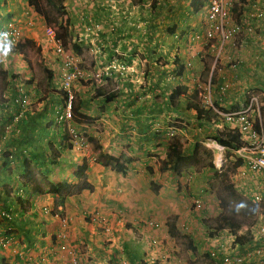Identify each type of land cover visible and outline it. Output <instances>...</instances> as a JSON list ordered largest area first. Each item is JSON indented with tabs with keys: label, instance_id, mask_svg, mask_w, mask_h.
Wrapping results in <instances>:
<instances>
[{
	"label": "crops",
	"instance_id": "obj_1",
	"mask_svg": "<svg viewBox=\"0 0 264 264\" xmlns=\"http://www.w3.org/2000/svg\"><path fill=\"white\" fill-rule=\"evenodd\" d=\"M11 1L8 0L10 4ZM250 1L264 4V0ZM17 2L26 4L25 9L7 4L2 12L11 14V20L25 38L32 43L37 41L41 56L47 59L41 62L47 71H17L27 65L19 53L12 58V71L2 74L6 84L2 89L10 92L8 96L21 87L28 93V102L20 116L10 101L3 104L4 114H0V205L11 208L15 215L10 221H0V229L8 226L13 230L11 241L0 250V264H18V257L25 259L23 252L28 250L25 247L33 244H44L37 252L31 251L36 264H58L47 259L54 255L44 249L47 241L53 242L64 227L56 215L41 210L43 207L60 209L54 201L56 194L47 192L50 184L80 183L73 194L62 200V209L67 210L74 222L69 228L71 236L87 234L92 238L95 235L86 213L95 217L103 215L109 221L121 213L128 220L130 233L135 225L141 228L136 222L144 212L162 207L163 203L174 204V200L166 199L172 192L167 190L171 184L169 179L177 174L164 166L170 143L178 140L183 155L192 153L197 142L203 139L214 148L222 149L208 137L217 129L219 120L213 109L227 112L249 108L256 124L264 125L261 26L255 35L240 36L243 40L239 47H233L230 40L221 42L217 38L200 44L187 39V35L202 30L205 0L195 11L191 0H150L139 6L131 3L115 7L103 0H62L61 17L67 19L64 36L68 51L78 59L86 74L85 79L74 85L73 102V122L91 139L94 160L84 158L63 146L60 133L51 124L52 113L61 103L57 90L58 63L38 32L42 25L34 9L26 0ZM241 2L234 3L236 20L246 17L248 11L240 7ZM111 10L113 14L109 15ZM108 16L114 20L108 22ZM72 43L79 46V51L70 47ZM10 51L15 52L11 47ZM178 66L179 74L175 69ZM40 74L46 75L43 90L36 86ZM201 85H206L213 108L208 110V118L203 115L208 108L199 101ZM177 86L179 94L175 103L170 102L168 94ZM175 122H186L188 126L185 131L170 136L168 127ZM234 155L229 160V183L239 194L246 187L257 191L258 184L254 183L264 178L259 173H249L243 159ZM82 163L84 177L78 180L73 173ZM209 166L213 170V165ZM226 171L227 166L219 173ZM152 182L157 185L162 201L152 199ZM31 187L40 191L30 192ZM14 196L24 200L22 211ZM116 209L121 211L116 214ZM139 210H143L138 212L140 215L136 213ZM18 238L22 240L21 246ZM140 243L135 248L141 249ZM146 250L149 251L148 247ZM145 258L146 252L141 260L149 264Z\"/></svg>",
	"mask_w": 264,
	"mask_h": 264
},
{
	"label": "rangeland",
	"instance_id": "obj_2",
	"mask_svg": "<svg viewBox=\"0 0 264 264\" xmlns=\"http://www.w3.org/2000/svg\"><path fill=\"white\" fill-rule=\"evenodd\" d=\"M149 1L150 0H103L105 4L108 3L114 7L117 5H130L131 3L139 6L140 4L148 3ZM11 3L12 4H10L8 0H0L1 8L4 7V4H10L11 6L15 4L17 5L16 8L23 6L22 9H25L26 7V4L24 3L19 5L17 0H13ZM39 5L42 10L41 13H44L49 18L53 19L57 15L58 22L60 26H62L61 21L63 20L64 22V18L61 17L64 14L63 9L57 10L43 0L39 2ZM111 12H113V10L109 11V15L113 14ZM5 13H8L6 17L11 18L9 12ZM35 13V16L40 18L42 30L38 29V32H41L42 35L45 25H54L57 27V32H62L57 23L47 24L43 14L39 15L37 12ZM0 15H3L1 10ZM106 19L108 22H112L114 20L109 18V16ZM34 23L36 25V20ZM22 30L24 31V28ZM1 40L2 39H0V43L3 42H1ZM25 42L27 44H24ZM36 42L37 41L35 40V43ZM35 43H32L29 38H25L22 34L20 45L16 47L20 49L23 48L25 51V61L27 64L29 63L27 70L30 69L32 71L39 72L47 71L44 64H41L42 61H46L47 59L45 58V55L41 56V52L39 50L40 48L38 44L36 43L35 45ZM62 44L63 48L68 50L66 41ZM0 52H2L5 56L4 60H0V102L3 101L7 104L9 102L8 95L10 92L2 89V87L6 85L5 77L2 75V71H12L10 70V67L14 62L12 59L9 64L8 57H16L18 55L17 53L11 54L9 52L5 54L4 49H0ZM50 58H52V56H50ZM209 58L210 57H208L207 61ZM16 70L20 71L18 68ZM45 76L44 74H40L38 76V80L36 81V86H38L41 90H43L42 84L44 83ZM0 114L4 113L0 111ZM173 125L178 127V124ZM196 145L194 154L190 156L187 161L181 162L174 172L171 171V173L176 172L177 174H175L176 176H173V179L172 177L169 179L171 181V186L168 185L169 187L167 186V190L172 189V192L166 195V199L167 201L174 200V204L163 203L162 207L166 205L163 208L158 207L153 209L151 212L148 210L147 212H144L142 216L139 217L140 220L136 222V224L141 225V223L146 220H152L155 224L154 226H141V228L138 229L137 225H135V228L133 227L129 233V224H126L128 222L126 218H124L121 222H116L114 220L109 221L103 215H97L98 217L103 216L105 218V223L100 224L96 219L90 221L88 219V217H90V213H86L87 222L92 226H90L91 228L95 229V235L92 238L87 234L85 236H71L69 234V228L70 225L72 226V223L74 224L73 220H71V215H68L67 210L62 209L64 201L54 197V201L60 205V209L58 210L55 208L56 210L54 211L59 218L58 221L64 225V227L61 230L62 233L56 236V239L53 242L47 241L45 244L44 249H49V253L52 252L54 258L53 256L47 258L46 255V257L44 256V259L47 258L50 262L51 260L58 261V264H68L72 257L77 258L80 264H131L129 262V256L132 254L136 257V264H138V260L144 258V252H146L145 259L149 264H161L160 262L163 260V254L170 255L167 258L168 262H171L172 254L174 259L177 258L182 264H217V261H213L203 250L209 247L207 243L209 240L208 237L215 234L216 230L225 229L228 233L229 228L231 227L230 225H224L218 216L221 213L230 214L226 210L223 212L218 198L224 200L228 207L233 208V221L231 224L236 225L238 229L236 233L240 236L244 235V237L249 235V232L244 230V227L249 226L254 217V213H247L246 208L253 204L250 202L249 198L246 197V195L241 196V192L239 194L235 191L236 194L231 195L228 191L223 189V185L225 183H229V173L231 171L228 168L230 165L229 160L235 156V153H233V151L228 152L223 148L218 150L211 145V142L207 140L205 141V139L198 142ZM219 151L223 153L225 166H227V171L222 173H219V171L215 168L216 155ZM228 154L231 155L228 156ZM209 165H213V170H210ZM75 184L77 187L80 183L77 184L76 182ZM81 184L86 185V182L82 181ZM254 184H258V191H260L264 188V179H261L260 182ZM202 185H204L202 188L198 187ZM156 186L157 185L152 182V199L159 202L162 201V199L159 197L157 190L158 187ZM162 197L165 199L164 196ZM196 203H202V205H204V212H199L198 209L195 208ZM241 204H243V207L237 211V206ZM138 212H143V210L136 211V213L140 215ZM79 215H82V213ZM170 226L172 227L170 228ZM122 228L127 231L123 232ZM152 237H155L154 243L151 242ZM18 240V243L21 246L22 240L19 238L17 241ZM139 243V248L141 249L135 248ZM141 244H143V246ZM191 245H194V249L190 248ZM230 245L231 246H228V249L233 252L235 244L230 243ZM43 247L44 244H33L32 247L26 246L25 248L28 250L23 252L25 259L18 257V264H36V257L34 258L32 256L31 251L37 252L36 249ZM146 247L149 249L148 252ZM154 260L156 261L154 262Z\"/></svg>",
	"mask_w": 264,
	"mask_h": 264
},
{
	"label": "built area",
	"instance_id": "obj_3",
	"mask_svg": "<svg viewBox=\"0 0 264 264\" xmlns=\"http://www.w3.org/2000/svg\"><path fill=\"white\" fill-rule=\"evenodd\" d=\"M238 0H205L206 10L204 16V25L200 32L195 31L191 40L201 44L209 43L212 39H219L221 42L229 41L233 47L242 45L240 36H250L256 34L257 27L261 26L262 34L260 39L264 41V4L260 1L242 0L240 7L248 9L246 17L237 19V13L234 11V3ZM240 1V0H239ZM264 2V1H263ZM236 14V15H235ZM258 20V21H257ZM253 21H257L253 23ZM114 28V26H111ZM1 33H7L9 40L16 43L19 40L20 32L12 25L7 23L0 28ZM43 35L47 42L53 48L57 57V73L59 75V88L62 90L61 103L53 111L52 124L58 132L64 135L62 144L65 148L77 151L84 158L91 156L90 143L87 135L78 125L73 122V100L74 85L80 80L85 79L86 74L79 66L78 59L68 50L63 48V44L56 36L55 27L46 25L43 29ZM200 100L206 108H211L210 97L206 85L201 87ZM258 108H256L257 111ZM219 116L216 123L217 128L225 127L229 129L237 128L241 134L240 139L243 145L237 148L238 157L242 158L247 171L251 174L259 173L264 177V125L257 123L250 117L249 108L219 112L213 109ZM175 125L168 127L170 136H176L181 131H185L188 126L186 122H175ZM182 127L184 129H182ZM258 191V190H257ZM253 191L246 187L243 193L249 192L251 202L260 204L259 211L255 214L253 222L246 227L251 233V239L244 247L236 245L233 252L228 249L227 241L232 238L231 234L226 233L216 240L214 246L210 247V255L216 257L218 264H264V188L260 191ZM45 210V209H44ZM10 213L0 206V219H9ZM121 213L116 217V222L122 221ZM98 223H105L104 217L96 218ZM152 220H146L141 226H154ZM11 229H0V250L11 240ZM155 242V237L151 238ZM219 254V255H218ZM218 255V256H217ZM170 255L163 254L161 264H177L179 260L171 254V262L167 258ZM156 261V260H154ZM68 264H80L77 258L72 257Z\"/></svg>",
	"mask_w": 264,
	"mask_h": 264
},
{
	"label": "trees",
	"instance_id": "obj_4",
	"mask_svg": "<svg viewBox=\"0 0 264 264\" xmlns=\"http://www.w3.org/2000/svg\"><path fill=\"white\" fill-rule=\"evenodd\" d=\"M42 0H26L27 5L31 6L39 15L43 14L45 21L47 24H51V23H59L58 22V18L57 15L51 19L48 16H46L44 13H41L42 10L40 8L39 2ZM46 3H48L49 5H52L55 9L60 10L62 9V4L61 1L62 0H43ZM203 0H191L190 5L193 11H195L197 9V6H199L202 3ZM63 18V17H62ZM65 18V17H64ZM52 21H51V20ZM65 21H67V19L64 20L62 26H60V29L62 32H56L57 37H60V41L63 43L66 41L67 43V39L66 36L63 37V35H65V30L66 29V25H65ZM58 37V38H59ZM70 47L75 51H79V46L75 45V44H71ZM80 66V65H79ZM176 69V73L179 74L181 72V68L180 66H178V70ZM179 87H175L172 91H170V94H168L169 101L170 102H174L176 96H178L179 94ZM74 102V100H73ZM5 102L1 101L0 102V111L3 113L4 112V104ZM175 103V102H174ZM8 104V103H7ZM5 103V105H7ZM208 109L204 110L203 115L206 116L204 118H208V112L210 111ZM19 111V109H17ZM73 110H74V105H73ZM209 110V111H208ZM207 120V119H206ZM172 125V124H171ZM182 129H184L182 127ZM62 140L64 139V135L60 134ZM210 139L214 140L218 145L225 147L226 149H237L240 146H242L244 143L243 141L240 139V134L237 131V128L235 127L234 129H229V128H218L214 130V133L211 134L210 136H208ZM89 142L91 141L90 138H88ZM91 144V142H90ZM197 145L194 146V148ZM195 150L193 149L192 153L190 154H186L183 155L181 152V143L178 142L177 140H175L174 142L170 143L168 145L167 148V152H166V160L164 162V166H167V170H176V168L178 167V165L181 162L187 161V159L192 156L194 154ZM236 163H238V161H236ZM117 169L119 168L118 166L116 167ZM84 170H85V166L83 165V163L81 165H79L76 170L74 171L73 175L74 178L76 179H82L84 177ZM74 185L72 184H68L66 182H60L57 184H50L47 188V192L48 193H52V194H56L59 198H61V200L64 199V197H66L67 195L71 194L74 190H77V187L75 186V189L73 190ZM223 189H225L226 191H228L229 194L234 195L235 193V189L233 188V186L230 183H225L223 185ZM33 191H40L38 188L35 187H31L30 188V192ZM15 201L19 204V206L21 207V211L23 210V200H21L18 196L14 197ZM219 203L222 207L223 212L228 211L230 214H225V213H221L219 214V218L221 220V222L228 226L230 225L231 227L229 228V234H234V243H237L239 246H243L244 244L248 243V240L251 239V236H240L238 235L236 232L238 231L237 226L236 225H232L231 222L233 221V208L228 207L227 203L222 200L221 198H218ZM121 209H116L114 213L118 214V212H120ZM247 213H255V205H251L250 207L246 208ZM83 215H85L83 213ZM119 215V214H118ZM87 216V215H86ZM116 219V216H115ZM114 219V221H115ZM200 226V225H199ZM172 226H170L171 228ZM171 230V229H170ZM227 231V230H226ZM225 231V229L216 232L215 234H213L212 236H209L211 238L210 242L208 243L209 247H207V249H204L203 251L205 252L206 255H208L213 261H217L216 257L214 258V255H210V246H214V243L216 240L220 239L221 236H224L227 232ZM172 237V236H171ZM191 249H194V245L190 246ZM209 249V250H208ZM219 255V254H218ZM217 255V256H218ZM129 262L131 264H136V257L134 255H130L129 256ZM138 264H145V262H143V260H138L137 262ZM6 264V263H5ZM218 264V261H217Z\"/></svg>",
	"mask_w": 264,
	"mask_h": 264
},
{
	"label": "clouds",
	"instance_id": "obj_5",
	"mask_svg": "<svg viewBox=\"0 0 264 264\" xmlns=\"http://www.w3.org/2000/svg\"><path fill=\"white\" fill-rule=\"evenodd\" d=\"M2 1V0H1ZM6 4H4V6H5ZM4 8V7H3ZM3 8H1V6H0V10L1 11H3ZM35 11V10H34ZM36 12V11H35ZM236 15V14H235ZM7 16V14H3V15H0V28L2 27V26H4L5 24H7V23H11L12 25H14L18 30H19V32H20V37H19V40L18 41H16V43H12L10 40H9V38L8 37H6L7 36V33H1L0 32V39H2L1 40V42L2 43H0V49H4V52H5V54H7V52H9V53H11V51H10V47L11 48H13L14 49V51L15 52H13L12 54H15V53H17V54H19V53H22L23 54V57H22V60L27 64V62L25 61V51H24V49L22 48V49H20V48H17L16 46H19L20 45V40H21V37H22V32H21V30H20V28L17 26V25H15L14 24V21L13 20H11V18H9V17H6ZM10 16H11V14H10ZM60 19H61V17H60ZM54 24V23H53ZM203 24H204V20H203ZM57 25L59 26L60 24L59 23H57ZM46 26V25H45ZM54 26V25H53ZM203 26V25H202ZM55 27V26H54ZM57 27H55V32H57V29H56ZM44 29V28H43ZM195 31H197V32H200L201 30H195ZM195 31H193L192 33H190L189 35H187V39H189L190 41H192L191 40V37H192V34L195 32ZM56 36H57V34H56ZM59 37V36H58ZM43 39L46 41V39L44 38V35H43ZM59 39H60V37H59ZM212 40H216V38L215 39H212ZM211 40V41H212ZM219 40V39H218ZM220 41V40H219ZM196 42V41H195ZM196 43H198V42H196ZM47 46H50L51 47V49H52V51H53V48H52V46L50 45V43L49 42H47L46 41V43H45ZM201 44V43H200ZM206 44H208V43H206ZM22 45V44H21ZM53 56H54V59L56 58V61H57V57L55 56V53H54V51H53ZM1 57H3V58H5V56H4V54L2 53H0V60H4V59H1ZM12 56H9L8 57V59H9V61H11L12 60ZM8 61V62H9ZM29 64V63H28ZM27 64V65H28ZM190 63L189 62H187V65H189ZM24 66V69L23 70H20V71H30V69H28L27 70V68H28V66ZM184 67V66H183ZM3 73H4V71H2ZM202 86V85H201ZM200 87V86H199ZM198 87V88H199ZM57 90H58V93L61 95L62 94V90L59 88V86H58V88H57ZM195 93V92H194ZM12 95V96H11ZM11 95L9 96V100L8 101H10L11 103H12V105L16 108V109H19V116L21 115V113H23V111L25 110V108H26V105H27V102H28V93H27V91L25 90V89H23V88H21V87H19V88H16V89H14V91L11 93ZM3 96V95H2ZM199 101H200V97H199ZM20 108H21V110H20ZM55 110V109H54ZM52 115H53V113H52ZM13 119V118H12ZM51 121H52V118H51ZM254 121V120H253ZM51 124H52V122H51ZM254 124H255V121H254ZM53 125V124H52ZM53 127H54V125H53ZM221 128H223V127H221ZM218 129V128H217ZM204 140V139H203ZM202 141V140H201ZM216 143V142H215ZM197 144H198V142H197ZM217 144V143H216ZM218 145V144H217ZM219 147H221V148H223V149H226L225 147H223V146H220V145H218ZM230 150H232L235 154H237V152L235 151L236 149H230ZM217 163V162H216ZM218 164V167H216V165H215V168L218 170V171H221L224 167H225V160H224V158L223 157H221V161L219 162V163H217ZM220 169V170H219ZM66 183H68V182H66ZM68 184H70V183H68ZM72 185H76V184H72ZM79 186V185H78ZM251 188V187H250ZM259 190V189H258ZM75 191V190H74ZM73 191V192H74ZM254 191V190H253ZM73 192L71 193V194H73ZM258 192V191H257ZM71 194H69V195H71ZM246 195V197H248L249 198V200H250V195H249V192H246L245 194L243 193V192H241V196H245ZM68 196V195H67ZM14 197H16V196H14ZM19 197V196H18ZM56 198H58L59 200H61V198H59L57 195L55 196ZM20 198V197H19ZM65 198V197H64ZM23 202H24V200H23ZM250 202H251V200H250ZM253 205H255L256 206V210H255V213H254V216H255V214L259 211V208L261 207V205L260 204H255V203H253V202H251ZM19 205V204H18ZM1 206V205H0ZM2 208H4L6 211H9V213H10V218L9 219H0V221H10L11 219H12V216H15L14 215V213L12 212V210H11V208H8L7 206H1ZM23 207V206H22ZM241 207H243V204H241V205H238L237 206V211L241 208ZM195 208L196 209H198V211L199 212H204L203 211V209H204V205H202V203L201 204H197L196 203V205H195ZM45 209V210H44ZM41 210L44 212V213H49V214H54V215H56V212L54 211V210H56L55 208H46V207H43V208H41ZM56 217H57V219H59L58 218V216L56 215ZM98 216H92V215H90V217H89V220L91 219L92 221L94 220V219H96ZM101 217H103V216H101ZM253 219H254V217H253ZM65 220V219H64ZM90 220V221H91ZM115 221H116V219H115ZM59 222V221H58ZM253 222V221H252ZM60 223V222H59ZM100 224H102V223H100ZM248 227V226H247ZM6 228H9V229H11V232H13V230H12V228H10V227H8V226H6V227H4V228H1V229H6ZM246 227H244V229H245ZM222 229H218V230H216V232H218V231H221ZM247 231V230H246ZM247 232H249V231H247ZM229 234V233H228ZM231 235H232V238H229V240L227 241V244H228V246H231L230 245V243H232V244H235V246L236 245H238L237 243H234V234H232L231 233ZM249 235L251 236V233L249 232ZM208 241H207V243H209L210 242V240H211V238L210 237H208ZM16 242V241H15ZM229 242V243H228ZM209 246V245H208ZM239 246V245H238ZM211 247V246H210ZM236 249V248H235ZM155 262V261H154Z\"/></svg>",
	"mask_w": 264,
	"mask_h": 264
},
{
	"label": "bare ground",
	"instance_id": "obj_6",
	"mask_svg": "<svg viewBox=\"0 0 264 264\" xmlns=\"http://www.w3.org/2000/svg\"><path fill=\"white\" fill-rule=\"evenodd\" d=\"M221 161V153L216 156V162L219 163Z\"/></svg>",
	"mask_w": 264,
	"mask_h": 264
}]
</instances>
